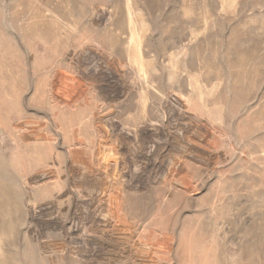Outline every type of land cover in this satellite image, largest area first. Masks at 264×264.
<instances>
[{"label": "rangeland", "instance_id": "1", "mask_svg": "<svg viewBox=\"0 0 264 264\" xmlns=\"http://www.w3.org/2000/svg\"><path fill=\"white\" fill-rule=\"evenodd\" d=\"M0 264H264V0H0Z\"/></svg>", "mask_w": 264, "mask_h": 264}]
</instances>
